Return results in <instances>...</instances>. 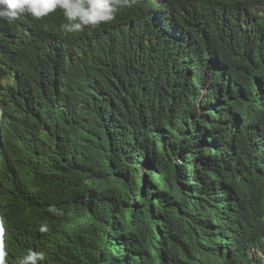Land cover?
<instances>
[{
  "label": "trees",
  "instance_id": "trees-1",
  "mask_svg": "<svg viewBox=\"0 0 264 264\" xmlns=\"http://www.w3.org/2000/svg\"><path fill=\"white\" fill-rule=\"evenodd\" d=\"M165 3L185 10L178 23L190 40L157 52L141 39L129 54L58 64L21 112V99L0 100L6 264L29 251L44 253L38 264H222L227 242L241 240L264 254V0ZM147 6L122 8L113 23L137 21ZM63 23L58 9L39 26ZM7 28L0 19V44ZM97 42L91 33L68 40ZM132 57L128 76L119 61ZM20 65L0 49V73ZM83 81L97 92L72 112L65 86ZM17 130L35 149L13 160L6 143Z\"/></svg>",
  "mask_w": 264,
  "mask_h": 264
},
{
  "label": "clouds",
  "instance_id": "clouds-1",
  "mask_svg": "<svg viewBox=\"0 0 264 264\" xmlns=\"http://www.w3.org/2000/svg\"><path fill=\"white\" fill-rule=\"evenodd\" d=\"M137 2L138 0H0V19L8 22V32L6 31L5 41L0 44V49L5 48L9 55L18 57L21 63L19 70L11 67L0 73V100L3 97H10L12 101L21 99V112L23 107L39 96L44 86L45 73L51 67L58 64L67 67L83 65L90 62L96 54L103 55L110 50L129 54L144 42L150 41L158 52L161 43L170 41L177 44L191 39L190 32L178 23L179 16H185V10L169 8L165 0H148V6L139 11L137 21L113 23L120 9L132 8ZM58 9L63 12L66 20V23L60 25L59 31L39 26L43 18ZM100 24L103 27L95 29ZM248 30L254 34V24L250 23ZM87 33L95 36L98 41L96 45L88 48L69 45L70 37ZM99 34L103 37H99ZM113 44L115 47L110 49ZM133 59L119 61L125 64L128 76L134 72L131 64ZM81 72L83 71H77L74 75L82 74ZM84 82L77 87H71L68 83L65 86V98L72 112L87 106L91 96L97 92L85 91ZM6 107H9V103H6ZM4 111L0 105V121L6 115ZM6 145L12 151L13 160L30 156L35 149L34 140L26 131L21 130H17ZM45 146L44 150H47L53 145ZM49 211L62 214L51 207ZM3 224V217H0V264H6L7 257ZM39 230L41 233L48 231L46 226ZM227 246V257L222 264H252L247 254L250 250L257 258L255 264H264V254L248 242L241 240L237 248L227 242ZM234 255L236 258H233ZM44 258L42 252L29 251L18 264H38Z\"/></svg>",
  "mask_w": 264,
  "mask_h": 264
},
{
  "label": "rangeland",
  "instance_id": "rangeland-1",
  "mask_svg": "<svg viewBox=\"0 0 264 264\" xmlns=\"http://www.w3.org/2000/svg\"><path fill=\"white\" fill-rule=\"evenodd\" d=\"M9 67H7V66H3L2 67V70H7ZM194 243V242H193ZM248 256H249V258H251V260H252V264H255L256 263V256L253 254V251L252 250H250L248 253Z\"/></svg>",
  "mask_w": 264,
  "mask_h": 264
}]
</instances>
